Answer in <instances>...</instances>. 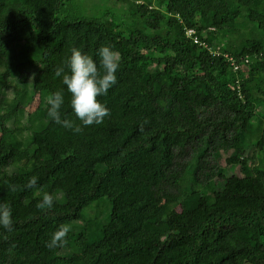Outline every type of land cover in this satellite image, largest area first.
<instances>
[{"label":"trees","instance_id":"obj_1","mask_svg":"<svg viewBox=\"0 0 264 264\" xmlns=\"http://www.w3.org/2000/svg\"><path fill=\"white\" fill-rule=\"evenodd\" d=\"M79 1L0 0V264H264V0ZM102 45L109 114L76 133L47 116L62 91L80 123L55 71Z\"/></svg>","mask_w":264,"mask_h":264},{"label":"clouds","instance_id":"obj_2","mask_svg":"<svg viewBox=\"0 0 264 264\" xmlns=\"http://www.w3.org/2000/svg\"><path fill=\"white\" fill-rule=\"evenodd\" d=\"M119 53L109 45H102L93 55L80 48L73 47L65 65L56 68L55 75L60 77L70 93V105L79 124L67 118L61 119V108L64 104L62 91L52 93L47 99V116L55 123L73 132L79 133L82 126L100 124L109 114V109L98 97L107 94L108 90L117 82V70L119 68ZM37 177L31 176L26 184L27 188H33L37 184ZM15 191V185L10 186ZM54 204V195L44 192L42 198L37 202L39 209L51 208ZM13 224V212L11 205L0 202V227L11 231ZM69 228L66 225L59 226L46 242V247L53 248L63 245Z\"/></svg>","mask_w":264,"mask_h":264},{"label":"rangeland","instance_id":"obj_3","mask_svg":"<svg viewBox=\"0 0 264 264\" xmlns=\"http://www.w3.org/2000/svg\"><path fill=\"white\" fill-rule=\"evenodd\" d=\"M79 4L83 6L81 11L86 15L94 12L98 18L103 19L105 16L107 20L111 21H119L120 18H124L123 6H119L114 0H80ZM9 95L11 96V94ZM32 106L35 108L37 105L33 104ZM4 117H8V115Z\"/></svg>","mask_w":264,"mask_h":264},{"label":"built area","instance_id":"obj_4","mask_svg":"<svg viewBox=\"0 0 264 264\" xmlns=\"http://www.w3.org/2000/svg\"><path fill=\"white\" fill-rule=\"evenodd\" d=\"M194 33V31L193 30H188V35H191V34H193ZM195 42L196 43H198V40H197V38L195 39Z\"/></svg>","mask_w":264,"mask_h":264}]
</instances>
